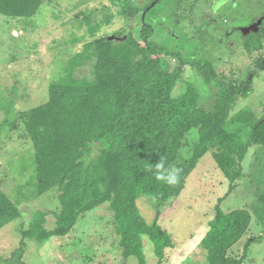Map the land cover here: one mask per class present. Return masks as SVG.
Instances as JSON below:
<instances>
[{
	"label": "trees",
	"instance_id": "16d2710c",
	"mask_svg": "<svg viewBox=\"0 0 264 264\" xmlns=\"http://www.w3.org/2000/svg\"><path fill=\"white\" fill-rule=\"evenodd\" d=\"M54 1L0 0V14L32 17L44 2ZM152 1L111 0L126 23L136 21L140 30L127 27L112 38L93 37L75 53L66 73L49 84L47 102L14 108L11 129H21L19 138L29 140L34 150L33 174L28 181L32 192L26 196L18 190L13 199L0 182V228L21 216L24 202L52 188L59 192L61 208L59 212L36 210L29 225L21 228L18 247L7 257L0 255V264H30L24 260L25 239L43 243L52 236L66 235L83 213L105 203L114 213L124 259L135 256L138 264H147L143 250V236L147 235L161 264L166 248L174 247L171 234L158 223L162 207L181 193L186 178L209 151L230 183L225 195L218 198L200 245L206 250L208 264L243 261L254 238L245 244L244 257L234 258L228 252L246 234L252 215L246 208L225 212L221 203L243 177L249 148L264 145V116L258 117L249 107L232 113L240 96L250 93L251 79L242 85L227 83L216 72L215 60L188 58L181 47L152 39L155 24L149 23L147 15L157 4L143 19V11ZM249 36L243 43L245 49H259L261 34ZM173 58L178 59L174 66ZM87 62L91 63L90 74L78 76L75 69ZM188 64L195 68L207 94L216 87L211 108L201 105L202 92L196 82L182 79ZM195 131L192 154L180 164ZM172 175L175 183L168 182ZM142 195L157 211L152 224L139 213L137 199ZM50 214L55 217L52 228L46 226Z\"/></svg>",
	"mask_w": 264,
	"mask_h": 264
},
{
	"label": "rangeland",
	"instance_id": "374dc122",
	"mask_svg": "<svg viewBox=\"0 0 264 264\" xmlns=\"http://www.w3.org/2000/svg\"><path fill=\"white\" fill-rule=\"evenodd\" d=\"M156 4L147 15L149 23L155 24L152 39L181 47L185 57L215 60L216 72L227 83L242 85L251 79L250 93L240 96L232 113L249 107L258 117H263L264 68L255 67L254 63L264 58V33L260 36V48L248 51L243 45L245 37L233 28L247 26L259 17L264 12V0H216L214 15L219 20L206 27L195 25L204 17L199 20L198 14L191 10L190 0H160ZM207 7L206 3L201 10L211 12ZM167 25H174L175 31L182 34L180 40L168 38ZM127 27L138 32L141 25L136 21L127 24L119 6L111 0H55L44 2L32 17L0 14V182L13 199H17L18 190L31 195L28 181L33 174L34 158L32 143L19 138L22 130L11 129L14 108L28 109L47 102L49 84L66 73L69 61L83 50L87 41L95 36L113 37ZM195 33L197 37L190 38ZM177 62V58L171 60L173 66ZM90 70L91 63L87 62L77 67L75 73L89 75ZM198 78L189 65L184 66L182 79L195 81L202 92L201 105L211 108L216 87L207 94ZM196 138V131L192 132L180 164L190 158ZM243 168V177L237 180L221 207L225 212L246 208L252 218L246 234L228 254L238 259L244 257L245 244L254 238L239 264H264V145L249 148ZM229 183L213 152L206 153L186 178L181 193L162 207L158 223L171 234L174 247L166 248L161 264H208L206 250L200 243L208 221L214 216L218 198L228 191ZM58 193L57 188H52L21 205V216L0 228V255L7 257L18 247L21 228L29 225L36 210L60 211ZM137 206L148 224L156 221L157 211L147 196H140ZM46 226H55L53 214L47 216ZM119 241L114 213L105 203L83 213L66 235L52 236L43 243L25 239L24 260L30 264H138L135 256L124 259ZM143 244L147 264H159L147 235L143 236Z\"/></svg>",
	"mask_w": 264,
	"mask_h": 264
},
{
	"label": "flooded vegetation",
	"instance_id": "af4514ba",
	"mask_svg": "<svg viewBox=\"0 0 264 264\" xmlns=\"http://www.w3.org/2000/svg\"><path fill=\"white\" fill-rule=\"evenodd\" d=\"M190 2H191V4H190L191 7L193 6L191 10H193V12L198 14L199 20L201 19V17L202 18L204 17L202 19L201 23H199L198 25L195 24L196 26H198V27H200L202 25L205 26V27L206 26H210L212 23H216L219 20V17L214 15V13H215V11L217 9V6L215 5L216 4V0H190ZM177 3H179V2H177ZM206 3L208 4V7H207L208 10L211 11L209 13H208V11H206V9H202L201 10V7L204 6ZM160 17H162L161 14L159 15V18ZM262 17H264V12L259 17H256L255 19H253L251 21V23L248 24L247 26L251 25L252 23L256 22L259 18H262ZM204 21H206V22H204ZM243 27H246V26H243ZM263 29H264V18H263V21L260 24L259 29H258L257 32H250L249 34L245 35V34H243V32L241 30V27H234L233 28L234 31H237V32L241 33L244 37H247V36H249V35H251L253 33L261 34V33H263ZM166 30H167V34L169 33L168 35H172L173 37H181V35H182L181 33L179 34L178 32L175 31L174 25H172V26H168L167 25L166 26ZM228 33H230V32H227V34ZM195 37H197L196 33L193 34L190 38L195 39ZM254 65H255V67L260 65L261 68H264V58L263 59L260 58V59L256 60ZM189 66L192 68L193 71H195V68L192 65H189Z\"/></svg>",
	"mask_w": 264,
	"mask_h": 264
},
{
	"label": "water",
	"instance_id": "95a60500",
	"mask_svg": "<svg viewBox=\"0 0 264 264\" xmlns=\"http://www.w3.org/2000/svg\"><path fill=\"white\" fill-rule=\"evenodd\" d=\"M156 2H157V1H155L153 4L149 5V6L143 11V19H144L145 15H146L147 11H148L149 9H151V8L156 4ZM263 18H264V17L259 18L256 22L252 23V24L249 25V26L241 27V30H242L243 34L247 35V34H249L250 32H257L258 29H259L260 24H261L262 21H263ZM113 37H114V36H113ZM110 38H112V37H110ZM124 38H126V36H125Z\"/></svg>",
	"mask_w": 264,
	"mask_h": 264
},
{
	"label": "clouds",
	"instance_id": "9594fccd",
	"mask_svg": "<svg viewBox=\"0 0 264 264\" xmlns=\"http://www.w3.org/2000/svg\"><path fill=\"white\" fill-rule=\"evenodd\" d=\"M160 167H162V165H160ZM157 178H158V179H163L164 177H163V176H158ZM175 179H176V177H175L174 175H172V176H170V177L168 178V182H169V183H175Z\"/></svg>",
	"mask_w": 264,
	"mask_h": 264
}]
</instances>
